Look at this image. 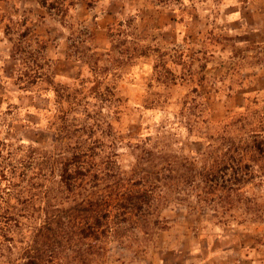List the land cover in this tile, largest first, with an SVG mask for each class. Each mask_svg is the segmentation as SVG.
I'll return each mask as SVG.
<instances>
[{"label": "rangeland", "instance_id": "rangeland-1", "mask_svg": "<svg viewBox=\"0 0 264 264\" xmlns=\"http://www.w3.org/2000/svg\"><path fill=\"white\" fill-rule=\"evenodd\" d=\"M0 142L57 162L79 146L99 194L147 192L98 255L72 241L58 264H80L68 246L86 264H264V0L76 1L62 25L0 0Z\"/></svg>", "mask_w": 264, "mask_h": 264}, {"label": "trees", "instance_id": "trees-1", "mask_svg": "<svg viewBox=\"0 0 264 264\" xmlns=\"http://www.w3.org/2000/svg\"><path fill=\"white\" fill-rule=\"evenodd\" d=\"M76 1L88 5L95 2L37 0V3L46 15L62 25ZM28 75L33 84L34 74ZM72 150L68 157L57 162L43 150H31L29 156L18 157L16 151L0 142L1 264H58L56 254L72 241H92L84 252L98 255L93 245L107 236L121 234L124 225L135 217L134 211L142 208V197L147 192L138 189L123 187L124 190L119 188L113 195L99 194L103 182L100 166L89 158V150L79 146ZM53 183L57 186H52ZM77 191L89 193L92 198L77 203L74 196ZM68 249L80 264L87 263L81 258L80 247Z\"/></svg>", "mask_w": 264, "mask_h": 264}]
</instances>
